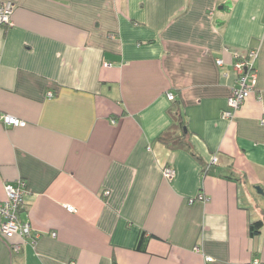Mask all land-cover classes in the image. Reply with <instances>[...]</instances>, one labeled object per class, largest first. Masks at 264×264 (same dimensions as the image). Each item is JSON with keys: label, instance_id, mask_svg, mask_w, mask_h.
I'll list each match as a JSON object with an SVG mask.
<instances>
[{"label": "crops", "instance_id": "crops-1", "mask_svg": "<svg viewBox=\"0 0 264 264\" xmlns=\"http://www.w3.org/2000/svg\"><path fill=\"white\" fill-rule=\"evenodd\" d=\"M6 1L0 113L27 125L0 122V200L24 180L40 237L15 252L0 218V264H264V0ZM251 50L255 88L223 118ZM175 109L198 157L157 140Z\"/></svg>", "mask_w": 264, "mask_h": 264}, {"label": "built area", "instance_id": "built-area-1", "mask_svg": "<svg viewBox=\"0 0 264 264\" xmlns=\"http://www.w3.org/2000/svg\"><path fill=\"white\" fill-rule=\"evenodd\" d=\"M14 13V4L11 1H6L0 6V27L9 28L12 25V16ZM258 56L257 50H251L244 58L238 59L235 66L238 70L237 84L233 87L232 93L228 99V107L222 113V117L232 119L236 112L241 108L246 99L252 94L257 82V70L255 68V60ZM218 65H223L224 60L218 59ZM105 66H111L110 63H105ZM54 95L53 92L48 93L49 97ZM169 99L174 100V94H169ZM0 122L5 126L24 127L27 122L18 117L0 113ZM264 124V118L262 119ZM219 157L215 155L212 159V164H217ZM166 178L172 179L176 175V171L172 166H167L163 170ZM27 186L24 180H19L16 183H7L5 186L6 198L0 200V218L1 233L7 238L19 236L21 241L13 244L12 248L15 252L20 251L25 243L29 240L36 241L40 237V233L32 230L29 223L21 222L19 219V210L24 204V196ZM109 194V192H107ZM69 211H75V207L67 205ZM55 236L56 233L54 232ZM207 257V260H210ZM259 259H254L249 264H260Z\"/></svg>", "mask_w": 264, "mask_h": 264}, {"label": "trees", "instance_id": "trees-1", "mask_svg": "<svg viewBox=\"0 0 264 264\" xmlns=\"http://www.w3.org/2000/svg\"><path fill=\"white\" fill-rule=\"evenodd\" d=\"M171 114L174 120L173 124L169 129L161 133L157 137V140L171 149H184L193 153V155L198 157L193 149L191 142L189 141L188 132L185 128L186 125L185 122L183 121L180 109H175ZM212 165L214 164H211L210 166L212 167ZM211 167L209 168L210 171L208 169L206 170H208V172H213L211 171ZM263 228H264V212H263V216L260 219L250 223L249 233L250 235L255 236L261 233V230ZM145 243H146V232H142L137 240L136 248L145 250L146 249Z\"/></svg>", "mask_w": 264, "mask_h": 264}, {"label": "rangeland", "instance_id": "rangeland-1", "mask_svg": "<svg viewBox=\"0 0 264 264\" xmlns=\"http://www.w3.org/2000/svg\"><path fill=\"white\" fill-rule=\"evenodd\" d=\"M253 195L256 198V201L255 203L251 204L250 207L251 211L255 212L256 208H258L257 206H259L260 209L264 210V196L254 189H253Z\"/></svg>", "mask_w": 264, "mask_h": 264}, {"label": "water", "instance_id": "water-1", "mask_svg": "<svg viewBox=\"0 0 264 264\" xmlns=\"http://www.w3.org/2000/svg\"><path fill=\"white\" fill-rule=\"evenodd\" d=\"M255 188L260 194H262L264 196V190L262 189L261 186H256Z\"/></svg>", "mask_w": 264, "mask_h": 264}]
</instances>
